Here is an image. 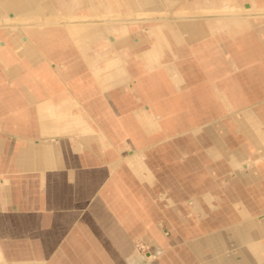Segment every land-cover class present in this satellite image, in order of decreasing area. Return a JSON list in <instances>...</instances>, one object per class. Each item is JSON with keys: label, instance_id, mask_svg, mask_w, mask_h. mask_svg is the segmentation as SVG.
<instances>
[{"label": "crops", "instance_id": "0c3cea01", "mask_svg": "<svg viewBox=\"0 0 264 264\" xmlns=\"http://www.w3.org/2000/svg\"><path fill=\"white\" fill-rule=\"evenodd\" d=\"M19 13L179 17L0 27V264H89L91 245L95 264L110 262L104 245L118 264L126 254L135 264H264V162L235 169L264 142V113L238 109L255 127L239 133L256 139L232 140L223 122L233 100L217 78L242 67V39L264 45V0H0V19ZM200 83L211 99L194 114L199 91L184 92ZM172 96L193 110L162 125ZM123 159L153 187L145 185L149 196L169 193L160 194L166 206L124 217L108 199L117 194L97 191L104 177L118 178ZM56 175L65 190L38 188ZM160 221L174 227L170 238ZM68 227L58 243L56 230ZM138 239L149 247L143 258Z\"/></svg>", "mask_w": 264, "mask_h": 264}, {"label": "rangeland", "instance_id": "374dc122", "mask_svg": "<svg viewBox=\"0 0 264 264\" xmlns=\"http://www.w3.org/2000/svg\"><path fill=\"white\" fill-rule=\"evenodd\" d=\"M246 37L248 38L249 36L246 35ZM249 41H250V39H249ZM249 41L244 42V40L242 39V42L240 43V45L242 46V49H246V51H247V53L244 54V56L246 58L245 59L242 58V62H244V63H241L242 67L236 68V69L232 68L231 73H227L225 75H222L221 74L222 72L218 71L217 72V75H218L217 78H223L222 79L223 81L221 82L222 89H224L228 93V96H230L233 100L232 108L228 109L226 111L227 119L225 120V122H223V121L222 122H223V124L228 126V129H229L228 133H229V136L232 137V140L235 141L236 135L241 134L244 141L250 144L251 140L255 141V139H256L255 136L252 134H248V135L246 134L244 136V134L239 133L240 131L238 129L240 128V126L243 127L244 125H247L248 130L255 131V129H254L255 127L252 123H250V121L245 117V115L241 111H239L238 109H240L246 105H248V106L253 105L252 108L254 110H256L257 112H260V113L261 112L264 113V102H259L261 99L264 98V45L261 44L259 40L257 41V43H254L253 41L252 42H249ZM255 48H257V49H255ZM238 56L239 55L235 54V57L238 58L237 60L239 62L240 59ZM205 86L206 85L200 83L198 85H195V86L193 85V86L189 87L184 92L186 94V93H189L191 91H194V92L199 91L198 92L199 97H201L202 99L200 98L201 99V102H199L200 107L197 105V108H195V110H194V114H200V111L204 110L206 108V105L207 106L209 105L211 97H208L206 95ZM240 97L241 98H247L248 102L244 103V105H240L241 101H237V99H240ZM167 103H168L167 104L168 105V112H166V117L161 118L162 125H163V123L165 124L166 122L169 125V121L173 122L176 117H180L179 115H181L182 112L189 114L190 110H193L191 103L184 102L182 100V98L178 97V96L177 97H174V96L170 97L169 101ZM212 104L213 103H211V105ZM214 109L218 110L217 107H215ZM258 122H259L258 126L260 128H264V119H262V120L260 119V121H258ZM248 149L254 153V155H253L254 157L247 155L235 167L236 170L249 172L257 164L264 162V142H261L259 144V148H257V147L255 148L252 145ZM125 151L126 150H123L121 153L123 154V153H125ZM193 153H195V151ZM122 154H121V156H123ZM141 158L144 159L145 157L141 156ZM218 159H223V155H220ZM120 164L121 165L115 167L116 172L120 171V173H121L118 176V178L116 177V179L114 178V180H110V178H111L110 175L108 177H104L103 182H101V184H99V187H97V191L103 193V195L105 197L112 195L111 191H113L114 194L118 195V198H113V199L108 198V199H110V201L115 199L117 202L116 208L118 209L121 206V210L125 211L123 213H126V214H123V215L119 214L120 216L122 215V216L126 217L128 211L131 210L133 207L139 208L140 211L142 212V215H147L143 212L146 209V207L149 209L148 206H150V204L156 206V203L160 202L163 204V206H166L165 204L168 203V200H167L168 196L167 197H161L160 196V194L168 195L169 193L166 190L165 191L163 190V193H161L162 191H160V193L155 192V193H153L152 196H149V194H148L149 192L147 191L145 185H149L150 189H152L153 187L150 184H148L147 181L140 180L137 175L134 176V174H132L134 172V168L128 164V161L123 159V160H121ZM125 169L127 170V172ZM157 169H159V168L157 167ZM122 171H124V172H122ZM142 172H143V170H142ZM233 172L234 171L231 170L227 173V175L231 176L233 174ZM137 173L138 172H136V174ZM9 176L12 179H14V177H16L14 174L9 175ZM133 177H135V179H133ZM0 178H2L1 175H0ZM92 180H94V179H91V181ZM50 182L45 180V181L41 182V185L38 188L42 191V190H45V187H47L46 186L47 184H51L53 186L52 188L54 190L55 189L62 190L63 187H64L63 190H65V184L62 183L61 181H58V175L53 177V181H50ZM218 183H219V186H222V185H224L225 181L222 178L219 180ZM18 184H21V183L16 182L14 180L12 183V186L16 189V185H18ZM72 184L73 183H71L70 186H72ZM69 188L74 189L71 187H67V189H69ZM72 193L75 194V191ZM123 194L125 195V198L120 196ZM220 194L223 195V193H220ZM91 195H92V192L89 193V196L85 199L86 201H88V207L90 206V204L93 201V199H91V198H94V197H91ZM77 198L78 197H75L73 199L75 200ZM73 199L70 198L69 202H71V200H73ZM257 199H261V197L258 196ZM104 200H106V199H104ZM211 201H212L211 206H215V208L221 202L219 197L212 198ZM182 205L190 207L191 201L189 199L188 200L185 199L183 201ZM65 208L66 207H64L60 210L64 211ZM67 208H68V210H70L69 207H67ZM148 209H146V210H148ZM68 210H66L62 213L67 216V215H69ZM119 215H117V218H119L118 217ZM187 216L191 220H193L192 214L189 213V214H187ZM108 217H109L108 218L109 221L112 223L111 219L113 216L109 215ZM114 220H115V222H117L118 219L116 220V216H115ZM109 221L107 220V222H109ZM159 228H160V231H162L164 237H166V238H170L174 232V227H170L168 224H166L162 221L159 222ZM111 229L109 227V229H108L109 233L110 234L115 233L114 229H112V230ZM70 232H71V227H68L66 229L56 230V234L58 235L56 241L58 243H62L63 240H65V238H67V236L70 234ZM90 233H91V231H90ZM117 236H119L118 238H120V240L123 239V235L121 233H119ZM55 246L58 248V246H61V245H55ZM134 247H135L134 249H135L136 258H139V257L143 258L144 255L146 254V252L149 251V247L144 243V241L142 239H138V240L134 241ZM174 247H176V245H174L173 248ZM45 248H49V247L46 246ZM94 248H95V246L91 245L87 251V258L89 259V264H92V263L95 264L93 261L96 258ZM103 248L105 250V254H107L109 257L108 258L110 260L109 264H118V262H115V261L110 259L111 258L110 248L106 247L105 245ZM69 249H72V247H69ZM179 249H181L180 245H179ZM169 250H171V248ZM50 252H51V254H53L52 253L53 252L52 247L50 249ZM55 252L59 253L58 250H55ZM50 259H51V256L49 257V260ZM123 260L125 261L126 264H135V259L133 258V256H131L129 254H126L125 257H123ZM45 262H47V259L45 260Z\"/></svg>", "mask_w": 264, "mask_h": 264}, {"label": "bare ground", "instance_id": "6f19581e", "mask_svg": "<svg viewBox=\"0 0 264 264\" xmlns=\"http://www.w3.org/2000/svg\"><path fill=\"white\" fill-rule=\"evenodd\" d=\"M28 2V1H26ZM22 4V3H21ZM42 13L38 14L37 17L31 18L30 16H23V13H19L17 15H11L9 18H1L0 19V27H12L15 29H21L24 25H42L43 23H48V22H57V23H87V22H95V21H112L113 19L115 20H147V19H157V18H172V17H179V14L173 13V14H166V16H159V15H152V16H144V15H139V16H121L120 18H112L111 15L105 16L104 18L102 17H89L87 15H70L67 17H60V18H48V17H43L42 18ZM142 23V22H141Z\"/></svg>", "mask_w": 264, "mask_h": 264}]
</instances>
